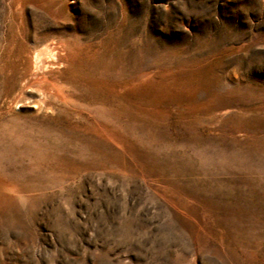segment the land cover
<instances>
[{"label":"rangeland","instance_id":"rangeland-1","mask_svg":"<svg viewBox=\"0 0 264 264\" xmlns=\"http://www.w3.org/2000/svg\"><path fill=\"white\" fill-rule=\"evenodd\" d=\"M0 264H264V0H0Z\"/></svg>","mask_w":264,"mask_h":264}]
</instances>
